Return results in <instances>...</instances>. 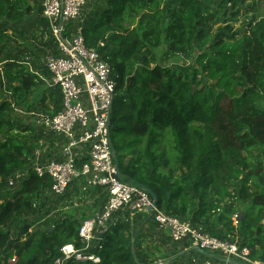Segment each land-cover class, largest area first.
<instances>
[{
  "label": "trees",
  "instance_id": "1",
  "mask_svg": "<svg viewBox=\"0 0 264 264\" xmlns=\"http://www.w3.org/2000/svg\"><path fill=\"white\" fill-rule=\"evenodd\" d=\"M101 1L103 8L91 9ZM43 2L0 0V43L8 37L5 23L22 22L32 13L45 19ZM255 2L254 9L249 0L90 1L83 34L90 48L104 42L99 50L117 81L110 130L121 177L150 188L158 208L170 215L220 239L241 236L239 243L251 249V258L264 261V0ZM248 10L254 11L244 33L231 25L213 32L215 22ZM164 42L168 51L181 56L200 48L196 67L160 62ZM0 67V198L10 188L9 179L17 171L26 172L19 190L0 200V264H56L63 245L83 247L81 220L64 216L38 226L32 218L47 208L46 194L57 203L78 181L87 185L75 180L56 195L51 177L34 171L30 158L41 138L13 112L24 106L40 81L18 60L7 58ZM40 99V112L61 111L59 86ZM90 189L102 188L85 190ZM241 201L248 202L245 216L235 224L234 209ZM148 215L112 225L101 246L93 249L100 263L70 259L63 264L154 263L141 247L142 236L153 230L148 223L158 227ZM186 244L183 253L214 257Z\"/></svg>",
  "mask_w": 264,
  "mask_h": 264
},
{
  "label": "built area",
  "instance_id": "2",
  "mask_svg": "<svg viewBox=\"0 0 264 264\" xmlns=\"http://www.w3.org/2000/svg\"><path fill=\"white\" fill-rule=\"evenodd\" d=\"M90 1L43 2V16L58 51L57 54L48 52L45 65L50 72V86L61 89L63 106L55 115H41L37 123L44 128L45 134L64 139V144L46 160L41 158L38 147L32 154L35 158L32 168L40 177H51V192L56 195H62L79 179L107 193L102 210L82 222L79 235L83 247L78 248L75 243L63 245V257L56 264L70 259L100 263L101 257L93 249L101 246L103 235L119 221L134 222L139 214L153 216L158 227L167 231L173 241L189 240L192 247L214 256L198 264H264L262 260H253L251 249L242 246L238 239H220L202 226L164 212L154 206V197L147 188L121 177L110 130L117 81L112 76L110 63L99 50L104 42L99 43V48L86 45L84 9ZM25 174L17 171L9 179V186L21 181ZM237 222L235 219L234 223Z\"/></svg>",
  "mask_w": 264,
  "mask_h": 264
},
{
  "label": "rangeland",
  "instance_id": "3",
  "mask_svg": "<svg viewBox=\"0 0 264 264\" xmlns=\"http://www.w3.org/2000/svg\"><path fill=\"white\" fill-rule=\"evenodd\" d=\"M249 1L253 4L251 7L255 9L257 7L256 0ZM103 2L104 1L95 3L91 9L98 10L99 8H103L106 5H104ZM245 5L242 6L241 10L244 9L243 7H245ZM253 11L254 10H248V12L241 11L238 15H230L227 20L221 19L215 22L213 25V32L215 33L226 25H231L234 27V30H239L240 34L244 33L248 29L246 24L247 19ZM3 30L7 31L8 37L0 43V66H2L7 58L18 60L31 71H34V73L38 75L40 81L39 87L34 90L33 95L25 101L24 106L15 110L13 115L22 123L30 124L35 127V134L41 138L40 142H43V144L39 146L41 158L44 160L52 158L53 154L59 152L63 146L64 139L54 137L52 134H45L44 128L40 126L37 121L41 115H47L39 111L42 109L39 104L40 98L43 95L48 96L52 89L50 86V75L45 65V57L50 51L55 54L58 53L56 48H54L57 46V43L52 37L45 19H41V17H38L34 13L28 14L26 19L22 22L5 23ZM199 50L200 48L195 49L189 56L176 55L168 51L167 44L164 42L162 46H160L158 56L160 62L168 66L178 67L185 65L196 67V59L200 53ZM207 80L208 82L211 81L209 79ZM258 153L259 149L256 150V158L261 159L259 155L257 156ZM30 161L31 165H33L35 161L34 156L30 158ZM237 184V182L232 184L233 189L238 187ZM20 186L21 181L19 180L4 194L2 193L0 200H3L5 196H12L19 190ZM76 186L77 187H72L69 193L57 203L54 202V198L51 197L52 195L46 194L45 201L47 202V208L42 212L43 214L41 216L32 218L35 224L39 226L48 223L47 225H43L48 226L53 223V220H58L64 216H73L81 220V222H84L86 219L93 217L97 212L102 210L106 203V197L103 193L105 191L103 189L84 190V185L81 184L80 181L77 182ZM42 203L43 201L40 200L38 205L40 206ZM247 204L248 202L241 201L240 204L235 207L234 218L236 222L237 220L240 221V219L245 216L244 211ZM149 218L152 220L151 216H149L147 220ZM236 224H238V222ZM148 227H151L153 230L149 229V232L145 233L141 238V247L143 252L146 253L148 261L172 262L177 260L176 264H198L200 261L206 259L194 251L192 253L188 251L183 253L187 249V247H183L185 243H187L186 245H192L189 240L175 243V241L169 237L167 231L159 229V227L155 230L151 222L148 223ZM154 231L156 236L152 235L153 237H151L150 232ZM236 238H238L241 243L242 237L237 235ZM190 248H192V246H190ZM236 264H242V262Z\"/></svg>",
  "mask_w": 264,
  "mask_h": 264
},
{
  "label": "water",
  "instance_id": "4",
  "mask_svg": "<svg viewBox=\"0 0 264 264\" xmlns=\"http://www.w3.org/2000/svg\"><path fill=\"white\" fill-rule=\"evenodd\" d=\"M145 188H147L149 191H150V193L153 195V197H154V206L155 205H157V203H158V198H157V196H156V194L150 189V188H148V187H146L145 186ZM152 209H153V207H152ZM196 249H200L201 251L203 250V249H201V248H199V247H195ZM132 250H133V255H134V258H135V260H136V262L137 263H140L139 262V259H138V256H137V253H136V250H135V245L133 244V246H132ZM170 261H165V263H169ZM151 264H163L161 261H156V262H154V263H151Z\"/></svg>",
  "mask_w": 264,
  "mask_h": 264
},
{
  "label": "crops",
  "instance_id": "5",
  "mask_svg": "<svg viewBox=\"0 0 264 264\" xmlns=\"http://www.w3.org/2000/svg\"><path fill=\"white\" fill-rule=\"evenodd\" d=\"M197 251H200L201 253H204V256H210V253L206 252V251H201L200 249H196Z\"/></svg>",
  "mask_w": 264,
  "mask_h": 264
}]
</instances>
